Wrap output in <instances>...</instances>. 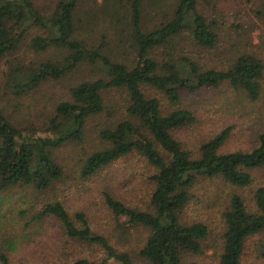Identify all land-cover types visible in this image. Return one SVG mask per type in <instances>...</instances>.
Wrapping results in <instances>:
<instances>
[{"label":"trees","instance_id":"16d2710c","mask_svg":"<svg viewBox=\"0 0 264 264\" xmlns=\"http://www.w3.org/2000/svg\"><path fill=\"white\" fill-rule=\"evenodd\" d=\"M219 3L57 0L52 14L44 16L33 0H0V63L24 44L33 53L54 50L62 57L12 70L19 96L34 93L49 80L66 77L82 64L93 66L99 75L72 88L71 100L55 107L50 122L53 137H36L28 129H18L0 109V193L5 194L0 195V264H12L13 255L32 243L47 220L56 225L62 248L76 244L81 254L89 248L104 255L99 263L91 254L74 259L68 255L69 259L58 264H109L111 260L134 264L130 253L118 251L107 237L93 231L92 219L85 212L71 215L63 201L47 196L64 177L56 150L66 143H84L89 120L107 111L105 94L112 91L125 94L127 117L101 130L105 147L86 157L81 177L86 180L119 160L141 157L154 169L149 209L131 208L102 192L105 214L116 222L121 236L131 228L149 231L139 257L150 264H185L190 256L204 254L210 229L203 222L186 220L191 191L199 177L250 188L254 182L250 171L264 169V131L249 151L221 152L233 126L220 130L196 151L190 150L175 133L196 122L193 113L181 108L165 114L160 100L148 97L144 88L163 93L171 105L180 104L184 92L195 95L224 85L244 93L250 101L260 99L264 78L261 53L249 50L244 25L230 23ZM259 3L253 12L264 26V0ZM147 12L161 18L152 30L144 27ZM233 30L241 33L240 40L226 50L229 61L222 69L203 68L189 57L159 53L174 48L180 39L203 50H217ZM109 31L133 58L110 47ZM224 222L218 264H242L247 242L264 234V187L254 191L252 203L233 194Z\"/></svg>","mask_w":264,"mask_h":264},{"label":"rangeland","instance_id":"374dc122","mask_svg":"<svg viewBox=\"0 0 264 264\" xmlns=\"http://www.w3.org/2000/svg\"><path fill=\"white\" fill-rule=\"evenodd\" d=\"M33 1L44 16H50L57 0ZM259 6V0H220L219 3V8L225 12V17L230 23L244 25V38L250 43L249 50L257 54L261 53L260 56L264 62V26L253 12L258 10ZM210 7L212 9V6ZM89 8H85V11ZM151 13L147 12L144 20V27L148 30H152L161 20L159 15L156 17L155 13ZM240 34L234 30L231 34H227L217 50H203L180 39L174 43V48L162 49L159 53L189 57L203 68L222 69L229 61L226 50L236 44L235 41L240 40ZM106 35L112 49H122L119 38L110 31ZM121 52L129 55L130 50L122 49ZM60 55V52L54 50L36 54L29 50L28 44H24L17 52L7 56L0 63V109L18 129H28L29 133H33L36 137H53L50 122L55 117V107L60 102L71 100L72 88L99 77L93 66L82 64L60 80L45 82L30 95L17 94L12 70L18 66H28L30 63L37 65L42 61H57L62 59ZM130 56L132 55L128 57L133 58ZM144 90L148 97L160 100L165 114L181 108L193 113L196 122L175 133V137L190 150L196 151L201 144L210 140L220 130L233 126L231 135L221 152L249 151L257 146L258 136L264 131V78L261 97L255 102L250 101L244 93L237 92L226 85L195 95L184 92L178 105H171L163 93L150 87H145ZM126 100L123 92L112 91L105 94L107 111L89 120L84 143L70 142L56 150V160L64 169V177L47 196L52 198L54 195L57 200L63 201L71 215L85 212L92 219L93 231L107 237L118 251L130 253L134 264H150L139 257V251L149 231L143 227L131 228L126 229L127 235L121 236L122 231L117 228L116 222L105 214L104 199L101 198V194L108 192L131 208L148 210L154 190V184L150 180L154 169L149 167L141 157H130L115 162L99 175L86 180L81 177L80 171L83 161L89 154L105 147L104 142L100 140L101 130L127 117L124 109ZM250 174L254 182L247 189L235 188L220 178H198L191 191L192 198L186 210V220L189 223H205L210 229V236L204 244V254L190 256L184 261L185 264H218L225 231L224 213L229 198L233 194H238L247 203H252L254 191L264 187V169L251 170ZM0 195L5 196L2 193ZM43 225V229L36 233L38 235L33 237L32 243L13 255L12 264H58L65 257L69 259L68 255H72L74 259L83 255L87 257L90 254L94 261L101 262L104 256L101 251L92 253L91 249L85 248V253L81 254L80 246L66 244L68 251L59 243L62 238L58 237L56 225L49 220ZM263 243L264 234L249 240L242 264H264ZM65 250L68 252H63ZM109 264L119 263L111 260Z\"/></svg>","mask_w":264,"mask_h":264}]
</instances>
